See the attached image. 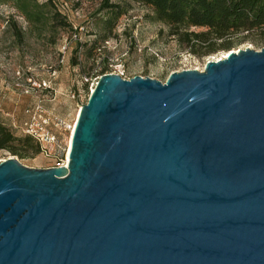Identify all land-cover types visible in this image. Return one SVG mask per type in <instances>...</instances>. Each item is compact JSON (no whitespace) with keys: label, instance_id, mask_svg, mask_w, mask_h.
Returning <instances> with one entry per match:
<instances>
[{"label":"water","instance_id":"95a60500","mask_svg":"<svg viewBox=\"0 0 264 264\" xmlns=\"http://www.w3.org/2000/svg\"><path fill=\"white\" fill-rule=\"evenodd\" d=\"M0 264H264V48L103 75L66 166L0 163Z\"/></svg>","mask_w":264,"mask_h":264},{"label":"rangeland","instance_id":"374dc122","mask_svg":"<svg viewBox=\"0 0 264 264\" xmlns=\"http://www.w3.org/2000/svg\"><path fill=\"white\" fill-rule=\"evenodd\" d=\"M34 2L38 16L30 22L15 0H0V122L17 139H25L19 126L34 105L42 106L52 125L76 124L92 85L105 74L165 83L172 73L200 71L229 50L264 48L261 32L220 41L210 30L157 22L150 7L134 0ZM58 21L69 26L52 28ZM43 83L50 89H43ZM33 140L34 148L20 154L0 150V163L15 158L30 168L53 166L35 152Z\"/></svg>","mask_w":264,"mask_h":264},{"label":"trees","instance_id":"16d2710c","mask_svg":"<svg viewBox=\"0 0 264 264\" xmlns=\"http://www.w3.org/2000/svg\"><path fill=\"white\" fill-rule=\"evenodd\" d=\"M17 8L32 22L38 16V6L34 0H15ZM150 7L155 14V21L168 22L188 28L213 31L220 41L240 34L261 32L264 39V0H134ZM58 13L53 16L57 20ZM120 16V14H119ZM40 17H37V19ZM68 27V23H52L51 27ZM60 24V25H59ZM230 46V43L227 44ZM229 48V47H227ZM231 51V50H229ZM228 52V51H227ZM17 139L16 135L0 122V150L20 154L22 150L34 146L30 136ZM34 141V140H33ZM19 143V146L15 145ZM35 142V141H34ZM21 145V146H20ZM35 152L40 153L38 143Z\"/></svg>","mask_w":264,"mask_h":264},{"label":"built area","instance_id":"2783aa9c","mask_svg":"<svg viewBox=\"0 0 264 264\" xmlns=\"http://www.w3.org/2000/svg\"><path fill=\"white\" fill-rule=\"evenodd\" d=\"M203 70L204 69L200 71ZM120 76L123 79H126L122 75ZM100 78L101 77L96 80V85ZM95 84H93L90 89L91 93ZM38 87L41 88L40 86ZM42 88L50 89V86L43 83ZM26 115L28 119L19 126L20 132L24 135L30 136L38 143L41 155L54 163L53 166L49 168L66 166V152L68 148L67 140L69 135L74 132L75 124H67L56 121L52 125L50 123V119L45 116L41 105L28 107ZM54 127L57 130H60V132L56 131Z\"/></svg>","mask_w":264,"mask_h":264},{"label":"bare ground","instance_id":"6f19581e","mask_svg":"<svg viewBox=\"0 0 264 264\" xmlns=\"http://www.w3.org/2000/svg\"><path fill=\"white\" fill-rule=\"evenodd\" d=\"M239 51H240V50H239ZM239 51H236V50L228 51V52L225 53L223 59H221V60H224V59L228 58L229 55H230L232 52H234V53H238ZM218 61H220V60H218ZM215 62H217V61H215ZM204 69H205V68H204ZM95 87H96V86L93 87L92 92L94 91ZM78 115H79V114H78ZM77 118H78V117H77ZM76 122H77V120H76ZM74 124H75V123H74ZM75 125H76V124H75ZM72 132H73V131H72ZM72 135H73V133H72L71 135H69L68 140H67V142H68V148H67V152H66V161H67V162L69 161V155H70V150H71V140H72Z\"/></svg>","mask_w":264,"mask_h":264}]
</instances>
